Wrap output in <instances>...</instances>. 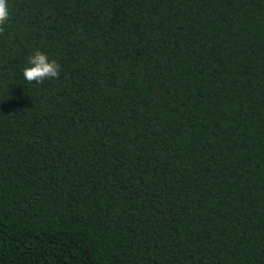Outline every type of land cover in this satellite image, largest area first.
Segmentation results:
<instances>
[{
	"label": "trees",
	"instance_id": "trees-1",
	"mask_svg": "<svg viewBox=\"0 0 264 264\" xmlns=\"http://www.w3.org/2000/svg\"><path fill=\"white\" fill-rule=\"evenodd\" d=\"M9 4L0 264H264V0Z\"/></svg>",
	"mask_w": 264,
	"mask_h": 264
},
{
	"label": "clouds",
	"instance_id": "clouds-1",
	"mask_svg": "<svg viewBox=\"0 0 264 264\" xmlns=\"http://www.w3.org/2000/svg\"><path fill=\"white\" fill-rule=\"evenodd\" d=\"M10 18L9 0H0V34H4ZM27 65L22 70L25 81L43 83L46 79L58 78L61 65L55 59H49L46 53L36 50L27 58Z\"/></svg>",
	"mask_w": 264,
	"mask_h": 264
}]
</instances>
